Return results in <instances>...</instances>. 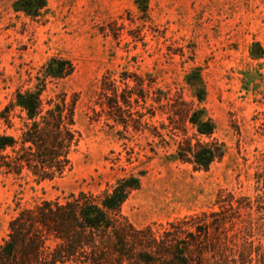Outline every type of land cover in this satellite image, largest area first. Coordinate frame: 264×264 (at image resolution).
I'll list each match as a JSON object with an SVG mask.
<instances>
[{"label": "rangeland", "instance_id": "374dc122", "mask_svg": "<svg viewBox=\"0 0 264 264\" xmlns=\"http://www.w3.org/2000/svg\"><path fill=\"white\" fill-rule=\"evenodd\" d=\"M19 3L0 0V112L16 90L35 85L48 58L62 56L74 70L48 82L43 97L64 93L75 101L81 139L71 166L54 179L38 180L26 169L20 175L0 171V243L17 202L63 200L81 191L96 195L131 174H140V186L121 214L138 228L218 210L213 203L222 190L256 195L254 174L264 166V0H147L145 12L135 0H46L38 15ZM108 71L137 75L143 88L150 84L194 105L186 75L196 71L204 89L201 106L214 122L212 138L224 144L223 157L207 170L173 158L170 129L184 126L189 137L194 131L160 109L150 117L136 106L145 114L138 125L133 113L126 128L107 120L96 91ZM17 113L10 128L0 117V134H18ZM150 124L162 138L150 133ZM258 216L251 211V218Z\"/></svg>", "mask_w": 264, "mask_h": 264}, {"label": "trees", "instance_id": "16d2710c", "mask_svg": "<svg viewBox=\"0 0 264 264\" xmlns=\"http://www.w3.org/2000/svg\"><path fill=\"white\" fill-rule=\"evenodd\" d=\"M135 3L146 11L147 0ZM19 6L38 15L46 0H20ZM73 70L68 58H48L35 76V85L16 90L1 110L0 117L10 128L17 109L20 126L17 135L0 134V171L20 175L26 169L44 180L61 176L71 166V155L81 139L75 127V101H67L64 93L45 99L43 92L48 82L63 79ZM186 82L196 105L150 84L143 88V79L137 75L115 76L108 71L98 85L97 103L107 120L124 128L133 113L140 125L145 113L134 109L138 105L150 117L160 109L171 122L187 121L194 131L191 137L184 126L170 129L176 144L171 156L194 169L207 170L223 157L225 148L212 138L215 125L201 106L204 89L198 73L187 74ZM165 107L170 109L164 111ZM175 129L181 131L179 139L174 138L179 136ZM149 131L162 138L156 126L150 124ZM254 179L257 193L253 198L222 190L213 203L218 210L186 215L158 228L135 227L121 214L123 202L140 186V174L119 177L96 195L81 191L63 200L17 202V212L0 243V264H264V166ZM252 210L260 214L256 220L251 218ZM242 211H247L246 219Z\"/></svg>", "mask_w": 264, "mask_h": 264}]
</instances>
